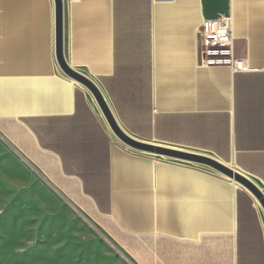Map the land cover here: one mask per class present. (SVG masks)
I'll return each mask as SVG.
<instances>
[{
  "label": "crops",
  "instance_id": "0c3cea01",
  "mask_svg": "<svg viewBox=\"0 0 264 264\" xmlns=\"http://www.w3.org/2000/svg\"><path fill=\"white\" fill-rule=\"evenodd\" d=\"M220 14L247 70L200 62L202 23ZM64 54L130 136L264 190V0H64ZM0 132L136 264H264V210L245 188L126 145L62 70L54 0H0Z\"/></svg>",
  "mask_w": 264,
  "mask_h": 264
},
{
  "label": "rangeland",
  "instance_id": "374dc122",
  "mask_svg": "<svg viewBox=\"0 0 264 264\" xmlns=\"http://www.w3.org/2000/svg\"><path fill=\"white\" fill-rule=\"evenodd\" d=\"M50 183L0 132V264H136Z\"/></svg>",
  "mask_w": 264,
  "mask_h": 264
},
{
  "label": "water",
  "instance_id": "95a60500",
  "mask_svg": "<svg viewBox=\"0 0 264 264\" xmlns=\"http://www.w3.org/2000/svg\"><path fill=\"white\" fill-rule=\"evenodd\" d=\"M54 1L56 6V53L58 63L68 76L84 85L93 94L112 131L122 142L136 150L160 154L207 166L231 180L238 182L260 202L264 209V190L255 180L234 166L209 155L142 142L125 132L119 125L101 90L95 82L81 72L73 69L67 63L64 54V0Z\"/></svg>",
  "mask_w": 264,
  "mask_h": 264
},
{
  "label": "built area",
  "instance_id": "2783aa9c",
  "mask_svg": "<svg viewBox=\"0 0 264 264\" xmlns=\"http://www.w3.org/2000/svg\"><path fill=\"white\" fill-rule=\"evenodd\" d=\"M233 14H220L206 19L201 26V48L199 59L206 66H229L234 70H247L246 61L236 49Z\"/></svg>",
  "mask_w": 264,
  "mask_h": 264
},
{
  "label": "bare ground",
  "instance_id": "6f19581e",
  "mask_svg": "<svg viewBox=\"0 0 264 264\" xmlns=\"http://www.w3.org/2000/svg\"><path fill=\"white\" fill-rule=\"evenodd\" d=\"M237 184H239L238 182H236ZM257 200V199H256ZM258 201V200H257ZM259 202V201H258ZM259 204H260V202H259ZM261 205V204H260ZM262 206V205H261ZM263 208V207H262ZM264 210V209H263Z\"/></svg>",
  "mask_w": 264,
  "mask_h": 264
}]
</instances>
